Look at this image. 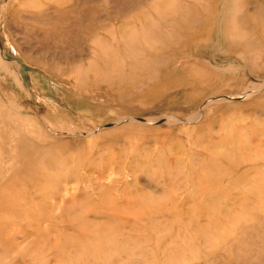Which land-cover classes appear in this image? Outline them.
Masks as SVG:
<instances>
[{
	"label": "rangeland",
	"instance_id": "obj_1",
	"mask_svg": "<svg viewBox=\"0 0 264 264\" xmlns=\"http://www.w3.org/2000/svg\"><path fill=\"white\" fill-rule=\"evenodd\" d=\"M0 264H264V0H0Z\"/></svg>",
	"mask_w": 264,
	"mask_h": 264
}]
</instances>
